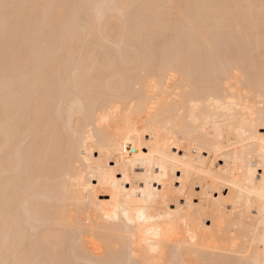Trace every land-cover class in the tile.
<instances>
[{
  "label": "bare ground",
  "instance_id": "bare-ground-1",
  "mask_svg": "<svg viewBox=\"0 0 264 264\" xmlns=\"http://www.w3.org/2000/svg\"><path fill=\"white\" fill-rule=\"evenodd\" d=\"M262 129L264 0H0V264H264Z\"/></svg>",
  "mask_w": 264,
  "mask_h": 264
},
{
  "label": "rangeland",
  "instance_id": "rangeland-1",
  "mask_svg": "<svg viewBox=\"0 0 264 264\" xmlns=\"http://www.w3.org/2000/svg\"><path fill=\"white\" fill-rule=\"evenodd\" d=\"M260 131L263 132L264 129H262V130H260ZM146 137L149 138V136H147V135H146ZM143 149H144V151H147V150H148V149H146V148H143ZM175 150H176V152L178 151L180 154H182V152H183L182 150H177V149L174 148V151H175ZM95 154H96L97 156L99 155L98 152H95ZM204 154L207 155L206 153H204ZM110 163L112 164V166L115 164L114 162H110ZM219 163H220V164H221V163L223 164V161L219 160ZM137 169H138V171L140 170L139 168H137ZM260 173H261V170H260ZM179 174H180V175H179ZM176 175H177V177H178V176L180 177V176L182 175V173H181L180 171H176ZM117 176H118V177H121V175H120L119 173H117ZM179 177H178V178H179ZM94 182H96V181H94ZM126 185L129 187V184H126ZM173 185H174V187H176V186H177V187L180 186V181H179V179L175 180V181L173 182ZM177 187H176V188H177ZM194 188H195V190H196V193L199 192V191L201 190V188H200L199 185H195ZM227 193H228V189L225 188V189H224V194L227 195ZM215 195L218 196L217 193H215ZM183 198H184V196H183V197L181 196V197L179 198V201H180V203H182V204H184L183 201H185ZM181 201H182V202H181ZM193 201H194L195 203H196V202L198 203V201H199V200H198V196L193 197ZM207 223L210 224L211 221H207ZM82 262H83V264H85V262H86V264H88V263H87L88 261H82ZM82 262H81V264H82ZM89 264H91V263H89Z\"/></svg>",
  "mask_w": 264,
  "mask_h": 264
},
{
  "label": "snow or ice",
  "instance_id": "snow-or-ice-1",
  "mask_svg": "<svg viewBox=\"0 0 264 264\" xmlns=\"http://www.w3.org/2000/svg\"><path fill=\"white\" fill-rule=\"evenodd\" d=\"M262 139H264V138H262ZM261 212H262V215H264V208L261 209ZM128 215H129L128 212H124L125 217H127ZM143 215H144L143 212L139 213V216L141 219H143ZM262 243H264V239H262Z\"/></svg>",
  "mask_w": 264,
  "mask_h": 264
}]
</instances>
